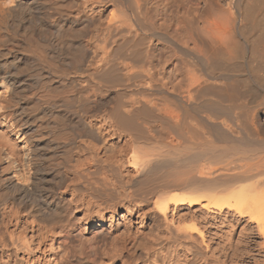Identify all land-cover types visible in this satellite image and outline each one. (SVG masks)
Returning <instances> with one entry per match:
<instances>
[{"label":"bare ground","instance_id":"1","mask_svg":"<svg viewBox=\"0 0 264 264\" xmlns=\"http://www.w3.org/2000/svg\"><path fill=\"white\" fill-rule=\"evenodd\" d=\"M204 239H264V0H0V264Z\"/></svg>","mask_w":264,"mask_h":264},{"label":"rangeland","instance_id":"2","mask_svg":"<svg viewBox=\"0 0 264 264\" xmlns=\"http://www.w3.org/2000/svg\"><path fill=\"white\" fill-rule=\"evenodd\" d=\"M156 126L161 128L162 125L156 123ZM88 129L91 128L88 127ZM122 229L123 226L120 225L118 230L122 231ZM105 234L106 230L97 231L94 235V238H96L94 241L97 242L102 240L100 238ZM236 240L237 239H204L203 242H199V247L203 251V260H198V264H204L205 259H211L213 255L223 258L229 252L235 251ZM204 246H206L207 249H204ZM178 251H180L181 264H184L185 260L190 257V254L185 248L180 247ZM227 264H264V239H244L241 249L237 251Z\"/></svg>","mask_w":264,"mask_h":264}]
</instances>
